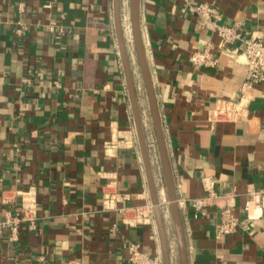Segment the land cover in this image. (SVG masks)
<instances>
[{"label":"crops","instance_id":"obj_1","mask_svg":"<svg viewBox=\"0 0 264 264\" xmlns=\"http://www.w3.org/2000/svg\"><path fill=\"white\" fill-rule=\"evenodd\" d=\"M203 2L223 24L264 39V0H140L139 9L188 264H264V210L244 209L247 192L264 188V80L242 96L250 73L240 45L219 46L190 10ZM206 45L216 65H194L192 53ZM144 85L135 83L138 103L146 139H156ZM240 98L245 115L224 116ZM151 163L159 200L169 202L160 154ZM207 186L217 197L198 213L191 201ZM31 191L38 226L24 224L17 242L1 234L0 264H128L133 243L162 254L114 0H0V216ZM106 191L125 194L131 209L106 210ZM226 207L239 224L219 236ZM164 224L178 251L170 264H180L173 223L164 216Z\"/></svg>","mask_w":264,"mask_h":264},{"label":"built area","instance_id":"obj_2","mask_svg":"<svg viewBox=\"0 0 264 264\" xmlns=\"http://www.w3.org/2000/svg\"><path fill=\"white\" fill-rule=\"evenodd\" d=\"M129 2L127 0L125 4L124 19H129L130 16ZM20 7H23V3ZM190 10L210 23L213 32L220 39V47H227L228 45L239 43L242 55L245 58V64L250 73L249 78L241 86L242 96L248 89L253 88L257 83L264 80V39L246 36L239 22L232 25L223 24L221 22L222 15L216 5L203 2L190 6ZM213 48L212 45H206L202 49L192 53L190 61L196 66L216 65L217 58L213 52ZM246 110V105L243 103L242 98H240V101L233 104L232 107L224 109V116L231 119L242 117L245 115ZM147 144L151 159L158 163L159 151L157 141L153 134L148 137ZM206 189L207 193L205 195L194 198L191 201L198 213H205V208L217 197L211 187L207 186ZM161 190L163 192L165 191L164 186L161 187ZM246 196L244 209L248 213L252 207H259L264 210V188L251 189L247 192ZM126 198L127 196L125 194L118 191H106L103 197V206L106 210L118 211L125 215L131 209L122 204ZM168 204V201L161 203L162 211H164ZM37 209L38 206L34 192L31 191L23 195L21 208L13 212L7 211L4 215L0 216V235L7 233L10 242H17L20 240L22 226L24 224L27 225L29 230H35L38 226ZM147 211L149 215L153 216V204L147 206ZM164 216H169L168 212ZM238 224L239 218L235 215L233 209L226 207L221 212L220 220L216 225V233L219 236L229 235L236 230ZM169 249L171 263L173 256H176L178 251L172 246H169ZM128 261V264H163V257L161 253L152 255L148 251L143 250L140 244L133 243L129 246Z\"/></svg>","mask_w":264,"mask_h":264},{"label":"water","instance_id":"obj_3","mask_svg":"<svg viewBox=\"0 0 264 264\" xmlns=\"http://www.w3.org/2000/svg\"><path fill=\"white\" fill-rule=\"evenodd\" d=\"M115 1V22H116V30L119 39L120 45V53L122 57V62L124 66V70L126 73L127 83L129 87L130 97L132 101V106L135 114L136 126L139 136V141L144 157V163L146 167V171L148 174V180L152 192V200L154 211L156 215V220L159 228V233L162 241V257L163 264H170V249L169 243L166 236L164 217L161 209V202L159 200L157 187L155 183V177L153 173V167L151 163V158L149 154L147 139L145 128L143 124L142 114L140 111L137 91L134 83L133 71L130 64V57L126 46L125 32L122 23V12H121V0ZM139 9H140V0H130V14H131V24H132V32L134 37V44L136 49V54L138 58V62L141 69V74L143 77V81L146 87L148 101L151 109L152 122L156 134L159 154L162 162V168L166 181L167 188V196L169 199V204L171 208L174 229L178 242L179 249V259L180 264H188V252L186 245L185 232L183 228L182 218L179 210V205L177 201L176 188L174 183V178L172 175V170L170 167V162L167 154L165 137L163 133V127L161 122V117L158 109V104L156 100V94L154 91V86L150 74V69L148 65V60L146 57V51L142 39L141 26H140V18H139Z\"/></svg>","mask_w":264,"mask_h":264},{"label":"rangeland","instance_id":"obj_4","mask_svg":"<svg viewBox=\"0 0 264 264\" xmlns=\"http://www.w3.org/2000/svg\"><path fill=\"white\" fill-rule=\"evenodd\" d=\"M129 8H130V2H129ZM129 20H130L131 27L128 26V27H126V29L124 28V32H125L127 50H128L129 57H130V60H131V65H132V68H133V71H134V73H133L134 82L136 83L137 86L141 85L142 83L144 85V81H143V77H142V74H141L140 65H139V62H138L137 54H136L135 44H134V37H133L132 24H131V14L129 16ZM129 27H130V29H128ZM144 88H145V85H144ZM161 209H162V207H161ZM162 214H163V217H164L165 212L162 211ZM167 219H170V222L172 221V223H173V218H172V214L171 213H169V216H167ZM173 226H174V223H173Z\"/></svg>","mask_w":264,"mask_h":264},{"label":"bare ground","instance_id":"obj_5","mask_svg":"<svg viewBox=\"0 0 264 264\" xmlns=\"http://www.w3.org/2000/svg\"><path fill=\"white\" fill-rule=\"evenodd\" d=\"M124 26H125V29H126V27H128V26H130L131 27V25H130V20L128 19V18H126V19H124ZM130 27L128 28V29H130ZM129 41V40H128ZM131 41V40H130Z\"/></svg>","mask_w":264,"mask_h":264}]
</instances>
